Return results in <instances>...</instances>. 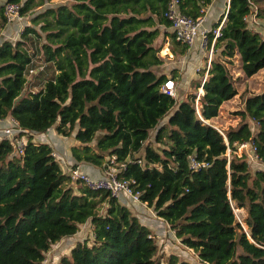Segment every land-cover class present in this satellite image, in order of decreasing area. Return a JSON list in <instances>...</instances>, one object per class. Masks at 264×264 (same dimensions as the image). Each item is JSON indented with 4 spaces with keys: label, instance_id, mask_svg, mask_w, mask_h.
<instances>
[{
    "label": "trees",
    "instance_id": "16d2710c",
    "mask_svg": "<svg viewBox=\"0 0 264 264\" xmlns=\"http://www.w3.org/2000/svg\"><path fill=\"white\" fill-rule=\"evenodd\" d=\"M5 1L18 5L22 28L13 22L16 38L0 40V119L13 118L27 135L0 137V264H42L51 243L85 222L89 238L75 241L57 264H160L150 228L115 195L72 181L51 145L29 133L53 124L76 140L75 162L117 168L116 176L203 263L264 264V169L250 170L232 152L234 141L249 140L264 165V86L244 97L241 120L222 130L228 162L211 121L236 93L226 63L237 55L246 76L264 66V35L243 18L254 6L264 21V3L226 1L212 24L219 34L212 41L206 33L205 48L217 54L179 98L160 89L177 69L152 68L162 62L153 41L170 24L163 14L170 0ZM210 1L177 6L195 18ZM9 24L0 3V30ZM166 33L183 54L187 46ZM151 129L156 147L147 142ZM189 157L206 164L191 167ZM232 208L245 215L238 220ZM165 264L189 263L173 254Z\"/></svg>",
    "mask_w": 264,
    "mask_h": 264
},
{
    "label": "rangeland",
    "instance_id": "374dc122",
    "mask_svg": "<svg viewBox=\"0 0 264 264\" xmlns=\"http://www.w3.org/2000/svg\"><path fill=\"white\" fill-rule=\"evenodd\" d=\"M49 1L52 3H57V2H70L71 0H49ZM221 3L222 4L224 3V5L221 6V8L218 10V14H216L217 18L215 19V21L213 23L218 21V18L221 16L222 12L225 9L224 6L226 4V0H221ZM263 3H264V0H261V4H263ZM27 18L29 19L28 13L26 14V16H24V21L28 22ZM4 26H6V27H4L3 29L0 30L1 34L3 35V36L0 35V40H1V38H6V37L12 39V36H14V34H15L13 22L10 23L9 25H4ZM256 26H257V28L261 29V34L264 35V29L262 28L261 24L257 22ZM209 27L211 28L212 25H210ZM17 28L19 31L22 28V24H18ZM8 32L11 33V36H6V34L8 35ZM159 34H158V36H159ZM158 36H156V38H155L156 40L154 39L153 43H154V45H158L160 47L158 53L162 57V62L158 65L153 66L152 68L154 69L155 72L164 71L167 74H168L170 68H176L177 70H179L178 75L180 76V71L182 72L183 69H184V71L186 69L185 65L180 69L178 67L179 63H182L181 62L182 61V57H181L182 54L178 53L176 48H173L174 45H173L172 40L170 38L168 40V43L165 44V42L163 40L161 42V40L157 38ZM205 43H206V39H205L202 46L197 44V47L193 48L195 53H200L198 55L200 60L198 58H196V60H195V65H196V63H199L198 67H200V65L205 63V59H207V57L209 55L208 53H210V57H215L217 54V51H215V50L213 51L210 48L206 49L204 46ZM226 64L228 66L230 76L233 79L234 86L236 88V93L233 96H231L229 99L224 100L220 104L219 111H218L217 115L215 117H213V119L211 120L221 130H224L228 127H234L241 120V117H240L238 110L243 105L244 97L249 93L260 91L262 89V87L264 86V66L259 68L253 74L246 76L240 69V66H239L240 62L237 58V55L233 56L231 62L226 63ZM197 69H199V68H197ZM189 70L192 71V68L190 67ZM189 75L190 74H188L186 76V78H188ZM198 75L199 74L192 77L191 79L190 78L188 79L189 80L188 85H186L187 87L185 86L186 90L180 89L181 85L178 84V82H177L178 81L177 79L179 78V76H178V78L177 77L173 78L174 84H175L174 89H175L176 96L178 94H184L187 90H190V86H189L190 82L193 79L198 78L199 77ZM10 118L11 117L7 116V118H6L7 121L5 120L4 124L1 123L0 128L5 126V125H9L10 124ZM244 119H246V122L248 123L250 130L251 131L254 130L256 127V124L254 123V121L252 119L246 118V117ZM20 131H21V129L18 127L17 122H16L14 125H12L11 137L15 138L16 135H21L20 137H22L25 140L24 137L27 135V132H24V133L21 132L22 133L21 134ZM29 133H31V132H29ZM153 133H154V130L151 129L149 131V136L147 138V142L150 143L153 147H156L157 144L153 141ZM32 135H33V133H32ZM70 138H71V136H70ZM21 146H22V144H21ZM53 155L55 157V154H53ZM60 161H62V159H60ZM248 166H249L250 170L257 169V168L264 169V165L259 160L255 161L253 163H250ZM128 201L130 202V200H128ZM144 209H140V208L137 209L134 212V215L137 216V219L140 220L141 223L146 225L149 223L150 219L146 216V215H148L149 211L144 210ZM234 210H235L234 214H235V217L237 219H241L245 215L244 209L234 208ZM151 215L153 216V213L149 212V216H151ZM160 225H161L160 226L161 229L159 230L158 235L155 233V235L153 236V237H155L154 239H155V242L157 245L155 255H157V257L160 261V264H165L166 257L169 255H173V254L176 255L177 259L185 260L189 264H205L201 260L198 259L196 253L192 249L186 248L185 246H183L179 242V240L176 237L172 236V235H174L172 230H171L172 233L170 234V231L168 230L169 226H167V224L160 223ZM89 235H90V227H89L88 223L85 222L79 226L78 230L74 234L69 235V236H63L60 239H58L57 241L51 243L48 250L44 254L42 264H57L59 257L61 255L68 254L69 248L71 247V245L74 244L75 241L82 240L85 237L89 238Z\"/></svg>",
    "mask_w": 264,
    "mask_h": 264
},
{
    "label": "built area",
    "instance_id": "2783aa9c",
    "mask_svg": "<svg viewBox=\"0 0 264 264\" xmlns=\"http://www.w3.org/2000/svg\"><path fill=\"white\" fill-rule=\"evenodd\" d=\"M0 3H2L3 5V12L6 17V23L14 22L19 24V19L21 18V16L18 13V5L5 0H0ZM204 13L205 11L203 10V14L195 18H192L179 11L177 6V0H170L166 5L163 14L170 21L168 28L172 32L173 38L181 43H184L187 47H189L195 41H197L198 44L202 46L206 39V33L209 30L212 32V41L214 37L219 34V26H220L219 24H217L212 28H206L203 25L205 20ZM243 18L247 21L249 27L251 26L253 29L257 30L258 32L261 33V29L257 28L256 26L257 22L260 23L262 28L264 29V21L257 19L255 17L254 6H253V10L245 14ZM208 54L209 55L206 59V66H208L210 59V53ZM204 76L205 73L200 78V84L202 83ZM174 86H175L174 81L171 78H167L161 84L160 89L162 92L169 94L170 96H175L176 93ZM198 92H201L200 86L198 87ZM196 102L197 99H195V106H196ZM15 123H16L15 120L10 118V124L0 128V137L9 138L10 141H12L14 137H11V133H12L11 129H12V125H14ZM214 127L217 129L218 132L221 133L223 137L225 143V158L226 161L228 162L231 151L229 144L225 138L223 131L215 124ZM22 141L23 140L20 138L13 141L14 149L16 152H20ZM232 145H234L232 152H234L236 156H243L248 164L259 160L257 153L255 151V146L249 140L234 141ZM205 164H206L205 162L198 163L192 157H189V165L191 167H197ZM116 171L117 168L106 164L101 174H99L98 176L88 174L87 172L81 170L77 166L68 167L66 172L68 173L72 181H78L80 184L88 188H101L108 191L110 194L115 195L116 197H118L120 194L128 195L132 200L145 205L144 202L138 199L137 194L131 191L130 187L128 186V181L126 179H121L116 176ZM232 209L233 212L235 213L234 208ZM152 213L154 215V212ZM162 222L167 224L164 220Z\"/></svg>",
    "mask_w": 264,
    "mask_h": 264
},
{
    "label": "crops",
    "instance_id": "0c3cea01",
    "mask_svg": "<svg viewBox=\"0 0 264 264\" xmlns=\"http://www.w3.org/2000/svg\"><path fill=\"white\" fill-rule=\"evenodd\" d=\"M221 4H222L221 0H211L210 3L204 7L205 20H204L203 25L206 28H210L209 26L212 25V23L217 18L216 14H218V10L221 8V6L224 5V3L222 5ZM224 8H225V6H224ZM166 31L172 33L168 27L164 26V27L161 28V32H160L159 36L157 37L158 39L161 40V42L163 40L165 42V44L168 43V40L170 38V35L167 34ZM6 36H11V33L8 32V35L6 34ZM14 38H16L15 34H14V36H12V39H14ZM197 44H198V42L195 41L191 46L187 47L185 52L181 55V57H182V61L181 62L182 63H179L178 67L180 69V68H182L185 65L186 69H185V71H184V69H183L182 72L180 71V76L178 75L179 78L177 77L178 78L177 82H178V84L181 85L180 89H182V90H186V87H187L186 85H188V81H189L188 79L189 78L191 79L192 77L197 75V68H199L198 67L199 63H196V65H195V60H196V58H198L200 60V58L198 56L200 53H195V51L193 49V48L197 47ZM156 46H158V45H156ZM190 67L192 68V71L189 70ZM170 70H171V68H170ZM177 71L179 73V70H177ZM159 72H164V71H159ZM159 72H157V73H159ZM188 74H190V75H189L188 78H186V76ZM178 95H179V98H182L184 96V94H178ZM6 118L7 117H5L3 119H0V124L1 123L4 124L5 123L4 121L5 120L7 121ZM32 133H33V135H32L33 139L38 140V141H44V142H47V143H49L51 145L53 153L55 154V157L59 160L60 167H61V169L63 171L66 172L68 167H70L72 164H76L75 166H77L81 170L87 172L88 174L97 175V176L99 174H101V172H102V170L104 168V165H102V164L101 165H97V164H93V163H90V162H87V161L75 162V160L73 159V157L71 156V153H70V145L75 143L76 140L72 137V135H71V138H70V136L67 137V136H62V135L57 134L55 129H54V124L52 126H50L48 129H46L45 131H43V132H39V133L31 132V134ZM60 159H62V161H60ZM117 198L119 199L120 202H122L125 206H127L128 209L133 214L139 208L140 209H144L145 208L144 210H148L149 212L150 211L153 212L150 207H146L145 205H143V204H141L139 202H136V201L134 202V200H132L128 195L120 194ZM128 200H130V202ZM149 212H148V215H146V216L150 220H149V223L146 224V225H147V227L150 228L153 236L155 235V233L158 235L159 230L161 229L160 223H163L162 222L163 220L159 216H157L155 213H154L153 216L151 215L152 217L149 216ZM168 230L170 231V234H171L172 231H171V229L169 227H168ZM172 236L175 237L174 235H172Z\"/></svg>",
    "mask_w": 264,
    "mask_h": 264
}]
</instances>
